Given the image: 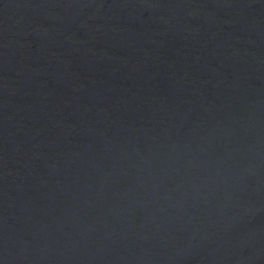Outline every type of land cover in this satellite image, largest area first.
<instances>
[{
  "label": "water",
  "instance_id": "95a60500",
  "mask_svg": "<svg viewBox=\"0 0 264 264\" xmlns=\"http://www.w3.org/2000/svg\"><path fill=\"white\" fill-rule=\"evenodd\" d=\"M0 264H264V0H0Z\"/></svg>",
  "mask_w": 264,
  "mask_h": 264
}]
</instances>
